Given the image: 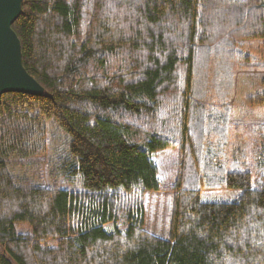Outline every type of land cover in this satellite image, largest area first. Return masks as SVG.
<instances>
[{
    "label": "trees",
    "instance_id": "trees-1",
    "mask_svg": "<svg viewBox=\"0 0 264 264\" xmlns=\"http://www.w3.org/2000/svg\"><path fill=\"white\" fill-rule=\"evenodd\" d=\"M12 27L46 95L0 96V264H264V171L230 163L214 127L257 62L246 42L264 41V0H24ZM49 132L69 141L46 188L12 166L43 159ZM170 147L182 158L162 236L146 205L153 154ZM219 187L240 194L204 199Z\"/></svg>",
    "mask_w": 264,
    "mask_h": 264
},
{
    "label": "rangeland",
    "instance_id": "rangeland-1",
    "mask_svg": "<svg viewBox=\"0 0 264 264\" xmlns=\"http://www.w3.org/2000/svg\"><path fill=\"white\" fill-rule=\"evenodd\" d=\"M24 4V3H23ZM249 52L257 58L256 63L236 71L234 81V93L229 101L226 118L221 127L215 120L214 127L221 130L215 136L229 139V162H237L244 169H249L253 175L258 176L259 171H264V165L259 167V161L264 153V105L252 104L249 98L264 91V41L248 40L246 42ZM215 99L206 102L210 110L226 112L225 105ZM221 115V114H220ZM224 117V115H221ZM50 130V129H49ZM51 131V130H50ZM225 136V137H224ZM48 151L43 159H28L25 163L14 161L12 171L16 175L35 176L38 172L42 186L51 188L53 186L49 174L50 161L55 157H61L67 153L69 138L58 132L56 138L52 139L51 133L47 134ZM182 153L178 147H170L153 154V161L158 169L160 181L159 190L149 192L146 205V228L153 233L165 236L167 234V220L170 216L169 201L174 193L175 183L180 174ZM37 176V175H36ZM63 189L71 191L81 190V185H68L63 183ZM203 197L207 201H233L240 190L226 187L205 188ZM124 222V221H122ZM0 256L9 257L6 248L0 244Z\"/></svg>",
    "mask_w": 264,
    "mask_h": 264
},
{
    "label": "water",
    "instance_id": "water-1",
    "mask_svg": "<svg viewBox=\"0 0 264 264\" xmlns=\"http://www.w3.org/2000/svg\"><path fill=\"white\" fill-rule=\"evenodd\" d=\"M24 0H0V96L8 92L46 95L44 87L23 64L21 41L13 23Z\"/></svg>",
    "mask_w": 264,
    "mask_h": 264
}]
</instances>
